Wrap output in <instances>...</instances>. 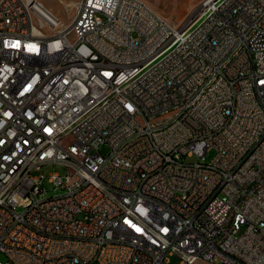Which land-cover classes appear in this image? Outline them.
<instances>
[{"label": "built area", "instance_id": "1", "mask_svg": "<svg viewBox=\"0 0 264 264\" xmlns=\"http://www.w3.org/2000/svg\"><path fill=\"white\" fill-rule=\"evenodd\" d=\"M39 6L0 0V264H264V0Z\"/></svg>", "mask_w": 264, "mask_h": 264}, {"label": "rangeland", "instance_id": "2", "mask_svg": "<svg viewBox=\"0 0 264 264\" xmlns=\"http://www.w3.org/2000/svg\"><path fill=\"white\" fill-rule=\"evenodd\" d=\"M74 0H39L42 5L51 10L55 17L61 20V23L68 25L70 23L71 14L68 12V4ZM155 12L167 18L172 24L180 25L197 7L199 0H143ZM50 32V30H49ZM103 153L108 152L107 147L102 148ZM214 156V152L207 157L208 161ZM190 162H196V158L188 159ZM66 169L61 164H49L42 167L41 173L48 177L51 173L64 174ZM44 188L48 191L47 197L57 196L63 193L62 190H55L54 185L46 178ZM7 257L0 252V262H5ZM170 264H180V260L176 257H170Z\"/></svg>", "mask_w": 264, "mask_h": 264}, {"label": "bare ground", "instance_id": "3", "mask_svg": "<svg viewBox=\"0 0 264 264\" xmlns=\"http://www.w3.org/2000/svg\"><path fill=\"white\" fill-rule=\"evenodd\" d=\"M39 0H33V5H40ZM42 5V4H41ZM32 18L34 24L49 23V39H56L68 35L70 23L64 25L58 17H55L49 10H42L41 6L32 9ZM17 21H23V14H13L12 9H1L0 23L5 24L0 28V36H13V26ZM19 48H27V38L18 40Z\"/></svg>", "mask_w": 264, "mask_h": 264}]
</instances>
